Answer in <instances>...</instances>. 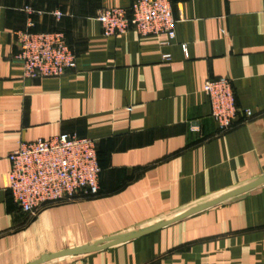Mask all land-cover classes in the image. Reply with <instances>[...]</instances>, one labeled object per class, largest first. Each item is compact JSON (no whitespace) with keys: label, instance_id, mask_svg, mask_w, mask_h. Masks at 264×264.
I'll use <instances>...</instances> for the list:
<instances>
[{"label":"crops","instance_id":"1","mask_svg":"<svg viewBox=\"0 0 264 264\" xmlns=\"http://www.w3.org/2000/svg\"><path fill=\"white\" fill-rule=\"evenodd\" d=\"M133 1L0 0V264L147 227L264 174V0H171L175 38L105 36L98 11ZM25 29L64 32L76 69L25 77L16 58ZM221 77L241 109L224 133L203 90ZM71 133L96 141L99 194L24 213L7 188L9 153ZM44 264H264V185L137 239Z\"/></svg>","mask_w":264,"mask_h":264},{"label":"built area","instance_id":"2","mask_svg":"<svg viewBox=\"0 0 264 264\" xmlns=\"http://www.w3.org/2000/svg\"><path fill=\"white\" fill-rule=\"evenodd\" d=\"M25 10L34 12L29 6ZM54 15L60 19L63 13L55 11ZM97 20L105 36L130 30L141 36L165 33L173 39L176 35L177 19L171 0H134L130 10L101 8ZM33 26L29 20L28 27ZM17 38L20 48L16 58L23 63L25 77H60L76 69L77 56L64 32L25 29L17 33ZM163 59L170 60L171 55L164 54ZM203 90L210 99L211 115L219 132L231 130L241 110L231 80L209 79ZM242 112L247 118L252 117L250 109ZM191 128L198 130L199 125L193 123ZM9 161L7 188L21 211L30 216L50 205L99 194L101 166L96 141L90 137L71 133L22 141L9 153Z\"/></svg>","mask_w":264,"mask_h":264},{"label":"water","instance_id":"3","mask_svg":"<svg viewBox=\"0 0 264 264\" xmlns=\"http://www.w3.org/2000/svg\"><path fill=\"white\" fill-rule=\"evenodd\" d=\"M261 185H264V174L230 191H227L216 197H213L197 205L189 207L188 209H185L184 211L180 212L179 214L173 217H170L168 219H163L147 227H143V228H140L134 231L116 234V235H113V236H110L104 239L94 241L92 243L69 247L61 251L54 252V253H45L41 255L39 258L27 264H44L49 261H53V260L60 259L63 257L85 255V254L104 250L112 246H116V245H119V244H122L128 241L137 239L139 237L155 232L169 224L182 220L188 216H191L193 214H196L198 212H201L203 210H206L208 208L221 204L225 201L244 196L248 192L256 189L257 187Z\"/></svg>","mask_w":264,"mask_h":264}]
</instances>
